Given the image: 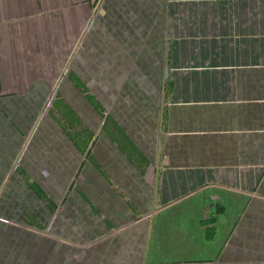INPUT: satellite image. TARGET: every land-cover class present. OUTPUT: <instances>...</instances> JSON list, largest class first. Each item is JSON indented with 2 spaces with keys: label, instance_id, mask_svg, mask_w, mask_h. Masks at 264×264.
Wrapping results in <instances>:
<instances>
[{
  "label": "crops",
  "instance_id": "1",
  "mask_svg": "<svg viewBox=\"0 0 264 264\" xmlns=\"http://www.w3.org/2000/svg\"><path fill=\"white\" fill-rule=\"evenodd\" d=\"M0 264H264V0H0Z\"/></svg>",
  "mask_w": 264,
  "mask_h": 264
}]
</instances>
